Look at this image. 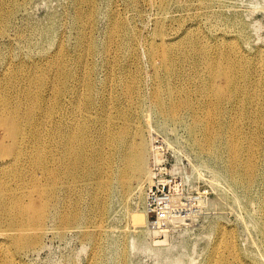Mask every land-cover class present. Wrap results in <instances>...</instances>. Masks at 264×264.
<instances>
[{"label":"bare ground","instance_id":"bare-ground-1","mask_svg":"<svg viewBox=\"0 0 264 264\" xmlns=\"http://www.w3.org/2000/svg\"><path fill=\"white\" fill-rule=\"evenodd\" d=\"M23 1L0 0V35ZM180 2L156 0L163 14ZM97 3L72 0L73 51L60 42L43 66L21 63L0 75V264H22L20 253L39 244L50 218L74 227L93 218L94 230L83 235L92 243L89 264L101 263L104 249L95 220L105 211L106 199L112 192L123 197L135 192L140 197L145 182L151 184L146 138L140 127L130 134L126 125L134 117L142 82L136 47L141 39L129 33L114 5L99 49L93 39ZM238 28L233 19L229 31L235 36L207 38L196 26L179 23L175 32H169L158 22L143 45L153 65L152 104L169 121L188 117L190 144L198 153L226 158L225 175L214 176H223L231 188L238 187L241 198L254 208V229L264 249V50L244 51L236 40ZM97 54L105 55L103 82L110 94L115 92L116 117L123 120L120 128L104 109L111 98L99 105L97 129L90 120L96 106L92 58ZM117 59L122 67L115 72ZM247 121L260 123L262 130L242 132ZM60 190L74 195L79 208L71 209L64 200L63 210H58V198L66 199L57 195ZM83 203H90L87 214L81 210ZM214 208L215 222L220 208ZM146 210L143 204L130 215L138 232L148 233ZM168 223L176 225L177 220ZM157 230L152 233L158 234ZM160 232L166 236V230ZM217 234L206 264H248L231 232L221 228Z\"/></svg>","mask_w":264,"mask_h":264},{"label":"rangeland","instance_id":"rangeland-1","mask_svg":"<svg viewBox=\"0 0 264 264\" xmlns=\"http://www.w3.org/2000/svg\"><path fill=\"white\" fill-rule=\"evenodd\" d=\"M114 5L118 6L121 18L126 20L129 33L141 39L136 47L142 82L135 97L137 107L133 110L134 117L126 125L130 134L135 133L139 127L143 131L150 150L146 161L148 171L155 158L168 170L171 167L180 170L178 173H171L172 177L168 179L174 189L175 201L185 207L187 212L184 219H176V225H170L169 220L158 228L146 226L148 233L138 232L139 229L130 221V215L143 208L149 183L145 182L140 197L135 192L126 197L112 192L106 199L105 211L100 219L95 220L100 226L99 242L104 249L99 264H206L221 228L232 233L240 256L248 264H264V249L259 245V237L253 224L254 208L241 198L242 192L238 187L231 188L223 176H214L216 172L225 175L226 158L219 159L198 153L190 144L188 117L169 121L152 104L153 65L149 63L143 45V40L151 36L158 22H163L169 32H175L179 23L187 27L196 26L205 37L212 38L215 34L235 36L229 31V25L231 20L236 19L240 33L236 40L242 49L250 54L264 50V0H181L178 5L172 4L166 14L161 13L156 0H98L99 15L93 39L99 49L104 45L107 15ZM193 13H198L199 17H191ZM72 16V0H24L0 35V75L7 68L21 63H27L26 67L33 63L43 66L60 42L73 51L76 30L71 26ZM92 61L96 65V106L90 111V120L97 129L99 105L111 98V105L104 109L117 120L114 122L120 128L123 120L116 117L113 100L115 92L110 94L107 84L103 82L105 55L97 54ZM113 66L115 72L122 67L118 59L113 62ZM118 91L121 93V90ZM160 92L165 93L163 87ZM262 127L260 123L251 124L247 121L242 132L252 129L261 131ZM176 187L179 190L181 188V191L176 192ZM57 195L66 198H58V210H63L64 200L71 209L79 208L74 204V195L64 190H60ZM202 205L211 207L215 212L217 209L214 205L218 206L219 219L215 222L208 221L195 213ZM81 208L87 214L90 203H83ZM92 223L93 218L85 219L79 227H74L72 224H60L53 218L46 219V232L39 244L20 253L19 261L22 264L91 263L92 243L83 235V231L92 232L95 227ZM157 229L159 233L154 235L152 232ZM163 229L167 232L166 236L160 232ZM164 240V244H158Z\"/></svg>","mask_w":264,"mask_h":264},{"label":"built area","instance_id":"built-area-1","mask_svg":"<svg viewBox=\"0 0 264 264\" xmlns=\"http://www.w3.org/2000/svg\"><path fill=\"white\" fill-rule=\"evenodd\" d=\"M158 150L157 148L155 149ZM151 173V184L148 186L145 193V208L150 219L149 225L160 227L171 219H184L186 216L185 207L178 205L174 197V189L171 188L169 182L171 173H178L179 171L174 167L166 169L154 159ZM158 163V164H157ZM181 191L176 187V192ZM179 203V202H178ZM214 211L211 207H199L195 213L202 215L203 219L212 221L211 215Z\"/></svg>","mask_w":264,"mask_h":264}]
</instances>
